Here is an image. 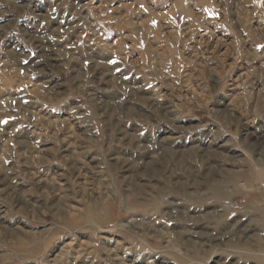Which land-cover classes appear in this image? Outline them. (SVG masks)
<instances>
[{"label": "rangeland", "instance_id": "rangeland-1", "mask_svg": "<svg viewBox=\"0 0 264 264\" xmlns=\"http://www.w3.org/2000/svg\"><path fill=\"white\" fill-rule=\"evenodd\" d=\"M0 264H264V0H0Z\"/></svg>", "mask_w": 264, "mask_h": 264}]
</instances>
